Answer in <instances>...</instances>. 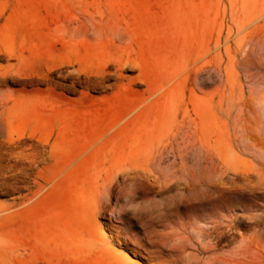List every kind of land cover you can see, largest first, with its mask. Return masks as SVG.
<instances>
[{
    "label": "rangeland",
    "instance_id": "rangeland-1",
    "mask_svg": "<svg viewBox=\"0 0 264 264\" xmlns=\"http://www.w3.org/2000/svg\"><path fill=\"white\" fill-rule=\"evenodd\" d=\"M134 172L184 180L95 213ZM223 182L264 264V0H0V264H157L117 217L216 216Z\"/></svg>",
    "mask_w": 264,
    "mask_h": 264
},
{
    "label": "bare ground",
    "instance_id": "bare-ground-1",
    "mask_svg": "<svg viewBox=\"0 0 264 264\" xmlns=\"http://www.w3.org/2000/svg\"><path fill=\"white\" fill-rule=\"evenodd\" d=\"M95 30L99 32L100 28ZM111 33L119 39L128 35L126 30L119 27H111ZM168 145L162 146L167 148ZM145 179L149 180L148 188H159L160 192L164 193L170 191L174 184L179 185L184 180L180 173H173L164 180H161V175L157 173H112L98 185L94 212L99 213L108 208L114 214L115 209L110 201L112 198L121 200L124 189L129 183L132 185L133 199L149 198L152 190L139 189L141 182ZM194 179L195 177L191 178V180ZM226 182H223L219 193L212 198L213 209L217 211L216 216L211 214L209 209L199 207L195 208L196 212L203 211L206 217L187 216L180 208L172 211L171 214L157 217L139 211L132 213L133 216L130 213H124L117 217L124 223V227L117 229L116 236L144 249L151 258L157 260V264H248V256L251 253H255L258 260L259 251L254 250L255 248L253 250L256 252L250 251V239L248 240L242 233H232L234 228L241 226L236 221V216L222 215L218 211L221 208H230V198L235 194ZM78 186L80 187V184ZM79 187H76L74 192L80 195L82 191ZM194 205L195 203L191 206ZM241 212L239 218L243 216V211ZM138 225H140V231L134 232L132 227ZM238 239L240 244L237 243L238 246L235 245L237 247L234 248V246L233 250L218 252L220 249L232 246ZM206 254H208L207 257L201 256ZM249 259L251 261V258ZM252 259L254 260V256Z\"/></svg>",
    "mask_w": 264,
    "mask_h": 264
}]
</instances>
